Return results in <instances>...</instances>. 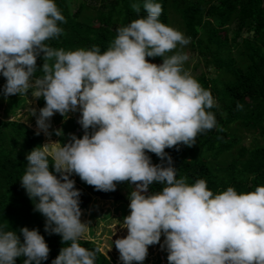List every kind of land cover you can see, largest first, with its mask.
Segmentation results:
<instances>
[{"label":"clouds","instance_id":"obj_1","mask_svg":"<svg viewBox=\"0 0 264 264\" xmlns=\"http://www.w3.org/2000/svg\"><path fill=\"white\" fill-rule=\"evenodd\" d=\"M131 7L137 18L116 27L104 51L97 45L65 50L46 43L63 33L59 23L65 17L55 0H0V95L45 101L38 109L28 101L21 110L19 123L34 117V134L49 139L26 153L19 181L45 218V233L58 234L66 245L50 264H96L98 250L80 243L89 226L80 219L73 175L104 192L118 182L134 185L129 214L118 221L126 235L112 241L122 264H142L161 235L168 264H264V186L241 193L228 186L214 194L203 178L191 184L177 178L165 152L191 146L199 133L216 126L210 90L185 69L188 55L173 52L190 37L160 20L158 0ZM70 111H79L83 134L52 141L64 133L49 131L51 117L66 119ZM148 152L161 162L153 164ZM154 182L159 191H149ZM19 234L0 226V264H15L19 257L22 264L47 260L49 247L36 228L21 227Z\"/></svg>","mask_w":264,"mask_h":264},{"label":"trees","instance_id":"obj_2","mask_svg":"<svg viewBox=\"0 0 264 264\" xmlns=\"http://www.w3.org/2000/svg\"><path fill=\"white\" fill-rule=\"evenodd\" d=\"M162 5L160 20L181 31L190 42L175 51H183L197 59L192 68L195 78L216 101L210 109L216 126L199 133L191 146L180 144L166 148L177 169V178L191 184L205 179L214 193L232 186L238 193L264 186V0H158ZM65 17L59 26L62 35L48 40L51 47L74 50L97 45L104 51L114 39L118 26L137 18L133 3L142 0H55ZM141 8L139 15H143ZM171 54V53H170ZM160 64L159 57H146ZM36 64H42L37 57ZM41 73H37L40 75ZM37 109L44 106L43 98L35 99ZM237 103L242 107L237 108ZM80 116V115H79ZM78 118H67L60 124L65 135L83 134ZM19 121L0 119V226L19 234L21 227L36 228L49 247L48 258L41 264H50L61 247L58 234L44 231V217L34 211L33 203L20 185L25 167V155L33 147L43 144V136ZM246 143V141H248ZM153 164L160 163L154 153L148 152ZM51 170V165H50ZM80 190L81 210L94 200L124 203L114 191H99L87 185L77 175L70 177ZM153 183L149 191H159ZM22 240V237H21ZM81 245L98 250L96 264H113L105 258L93 241L81 240ZM23 257L15 259L22 264Z\"/></svg>","mask_w":264,"mask_h":264},{"label":"rangeland","instance_id":"obj_3","mask_svg":"<svg viewBox=\"0 0 264 264\" xmlns=\"http://www.w3.org/2000/svg\"><path fill=\"white\" fill-rule=\"evenodd\" d=\"M177 29V28H176ZM195 58L189 56L187 62H189V68H192L196 63ZM191 74L195 77L196 73ZM5 83V78L0 75V88L3 87ZM30 101L31 107H36L35 100L28 95L26 96H17L9 95L7 99L0 95V119L8 121H20L21 119V110L25 108ZM67 118H78L80 113L69 112L66 114ZM66 118V119H67ZM59 113H55L51 117V128L49 131L55 128H59L60 124L66 120ZM31 128L34 132L36 131L35 118L28 117L27 123L21 122ZM43 143L47 142L49 138L45 137L43 133ZM77 138L82 134L78 131L73 132ZM52 141H58V138L55 135L50 137ZM68 134L65 135V140L67 141ZM246 141V143H248ZM134 185H130L127 181L118 182L116 187L118 192L123 197L124 203H112L111 201H102L99 199H94L86 209L81 210V221L88 223V230L85 233V237L82 240H88L95 242L102 255L107 258L113 264H122L119 260L118 250L115 248L114 241L118 237H123L126 235L127 230L120 227L118 221L123 220V217L129 214L128 203L129 200L127 196L131 191V188ZM116 224V225H115ZM115 225V234L112 235V226ZM112 235V236H111ZM163 235H161L160 242L154 245L148 246L147 256L142 264H168L166 256V250L160 247V244L163 242ZM112 244V246H111ZM132 264H138V262H132Z\"/></svg>","mask_w":264,"mask_h":264}]
</instances>
